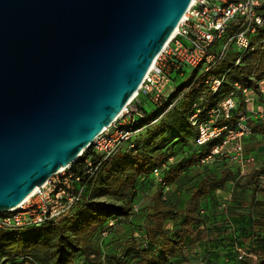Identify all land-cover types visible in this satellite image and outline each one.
Segmentation results:
<instances>
[{"label": "water", "instance_id": "obj_1", "mask_svg": "<svg viewBox=\"0 0 264 264\" xmlns=\"http://www.w3.org/2000/svg\"><path fill=\"white\" fill-rule=\"evenodd\" d=\"M193 0H0V213L77 162Z\"/></svg>", "mask_w": 264, "mask_h": 264}, {"label": "trees", "instance_id": "obj_2", "mask_svg": "<svg viewBox=\"0 0 264 264\" xmlns=\"http://www.w3.org/2000/svg\"><path fill=\"white\" fill-rule=\"evenodd\" d=\"M263 39L264 29H260L253 38V44ZM236 59L237 54L230 51L215 71L216 75L225 77L223 86L215 97L210 96L204 87L203 77H197L198 71L195 70L190 84L175 93L176 98L185 93L181 100L155 123L151 104L146 98L140 97L144 118H137L131 125L133 129H142L136 134L132 142L133 147L121 149L107 161H103V156L92 148L86 150L80 162L72 166V171L81 178V185L85 189L83 198L74 206L72 215L41 227L0 231V264H175L174 259H185L191 243L206 241L209 233L204 211L201 209L202 200L212 199L222 183L216 177L215 171H218V168L233 174L232 183L239 175V169L223 157L202 163L214 144L197 146V131L194 134L188 132L187 128L195 129L189 123V116L192 105L199 98L204 97L211 103L217 102L233 89L235 82L253 85L264 78V44L259 45L254 53L244 58L237 66ZM197 84H200V87L195 89ZM189 87L191 89L188 92L184 91ZM254 87L256 88V85ZM238 113L239 111L234 112L233 117L236 118ZM254 131L264 133V127H254ZM169 157L175 158L173 164L168 163ZM87 160L93 168L100 165L94 174L88 173L89 167L85 163ZM156 168L160 169L170 190L171 186L183 190L184 195H191L190 201L185 210H180L169 204L168 198L166 201L162 199L159 188L158 195L151 200L149 213L140 225L138 219L130 218L137 200L136 184L138 181L155 183L153 170ZM195 168H201L202 175L194 188L187 190V175ZM262 176L264 164L234 186L231 184L230 189L233 193L245 183H252V195L255 198L259 191V178ZM96 189H102L125 204L89 198ZM224 211L225 230L224 237L220 240L227 249L224 261L228 260L225 261L226 264H231L232 261L249 264L245 258L238 260L233 248L237 244L246 251L241 241V229L246 227L241 228L239 223L231 218L228 208ZM247 218L243 220L247 222L248 227L250 218ZM110 219H118V225L132 227L138 236L131 239V244L126 249L105 254L102 247L106 241L101 242L100 235L103 226ZM178 220L180 223H177ZM168 222L175 223L172 229L166 228ZM259 224L264 227V221ZM199 226H203V229L198 230ZM231 228H234L235 236ZM245 236L250 240V245L259 248L254 264H264V235L258 236L252 229L246 232ZM79 257H82L81 261Z\"/></svg>", "mask_w": 264, "mask_h": 264}, {"label": "built area", "instance_id": "obj_3", "mask_svg": "<svg viewBox=\"0 0 264 264\" xmlns=\"http://www.w3.org/2000/svg\"><path fill=\"white\" fill-rule=\"evenodd\" d=\"M260 29H264V0H193L177 26L176 34L144 78L137 96L93 141L89 149L92 148L103 156V161H107L121 149L132 148L136 134L142 129H133L131 125L137 118H144L140 97L146 98L151 104L153 123L157 122L185 94L176 98V91H167L171 89L173 77H183L187 68L203 70L201 76L204 87L211 97H215L225 80L215 71L230 51L237 54V66L254 53L259 45H263L264 39L253 44V38ZM263 92L264 78L253 85L235 82L233 89L223 99L211 103L201 97L192 105L189 123L197 131L196 145L202 147L214 144L202 163L223 157L237 166L239 175L232 182L233 186L248 175L249 168L256 162L253 155L246 153L244 141L255 134L254 127H264V106L260 101ZM236 111L239 113L234 118ZM83 154L77 162L56 173L43 186L37 187L34 194L19 207L0 213V231L41 227L70 217L85 192L81 178L72 171V166L80 162ZM174 162V157L168 158L169 164ZM85 163L89 167V174H94L100 166L91 167L89 160ZM153 178L161 190L162 199L166 201L170 186L159 168L153 170ZM228 205L229 202L223 206L224 210H227ZM140 209L139 204H134L130 218L138 214ZM118 224V219L107 221L101 230V242L109 239ZM231 230L235 236L234 228ZM233 248L238 260H244L246 251L237 244Z\"/></svg>", "mask_w": 264, "mask_h": 264}, {"label": "rangeland", "instance_id": "obj_4", "mask_svg": "<svg viewBox=\"0 0 264 264\" xmlns=\"http://www.w3.org/2000/svg\"><path fill=\"white\" fill-rule=\"evenodd\" d=\"M194 71L195 70L191 68H187L186 74L183 78H177L176 76H174L171 84V89H169L167 92L174 90L179 93L182 88H186L185 86H188L192 80ZM202 74L203 70L199 69L197 77L201 76ZM199 87L200 84H197L195 89H198ZM184 91H186V89ZM187 130L188 132L196 134V129L188 127ZM251 168H253V166H251L249 169ZM217 170L218 171H215L217 173L216 177L222 183L221 185H219V189L214 193V198L218 197L221 200L222 205H226V203L229 202L230 205H228V211L231 218L235 220L236 215H241V213H239L238 211L242 209L240 208V206L245 204L246 201L247 204L251 205V214L249 215L245 213V215L248 216L247 220L250 218L248 229H240L242 233L241 241L246 248L245 259L248 261L252 260L253 258L249 257L248 255L254 253L256 254L259 248L257 246L256 248H252L255 245H250V240L245 236V233L253 229L258 236L264 235V227L259 224V222L264 221V176L259 178V191L257 192L256 197L253 198L252 183H245L242 188L232 193L230 188L232 184L231 180L233 174L220 171L218 168ZM201 175V168H195L189 171V174L187 175L188 181L185 182L187 190H192L194 188L198 180H200L199 178L201 177ZM136 185V203L141 206V209L140 212L134 216V220L138 219L141 225L142 222H144L145 220L146 214L149 213L148 211L150 210L152 204L151 200L156 197L159 193V187L156 183L150 181H138ZM89 198L115 204H125L124 201L118 200L117 197L107 194L102 189L93 190L92 194L89 195ZM216 213H219L218 215H220L223 220H225L224 207L218 209ZM174 225V222H168L165 226L168 229H172ZM136 235L137 233H135V231L133 232L132 227H127L124 224L117 225V227H115V229L111 233L109 239L106 240V243L103 245L102 250L105 252V254H109L116 252L118 249H126L131 244V239L134 238ZM79 259L81 261L82 257H79Z\"/></svg>", "mask_w": 264, "mask_h": 264}, {"label": "crops", "instance_id": "obj_5", "mask_svg": "<svg viewBox=\"0 0 264 264\" xmlns=\"http://www.w3.org/2000/svg\"><path fill=\"white\" fill-rule=\"evenodd\" d=\"M262 99V100H261ZM261 104L264 106V92L260 96ZM244 146L246 153L253 155L256 158V162L253 165V168L248 170V174L253 170L259 169L264 164V133L255 131V134L246 138L244 141ZM183 190L178 189L174 186H171V190L168 195V203L176 206L180 210H185L189 204L191 195H184ZM202 211H204L206 227L208 228L209 236L206 241H196L191 243L187 248V255L185 259L176 258L174 259L175 264H226L224 261V254L227 252V249L220 240L223 239L224 234V220L223 218L216 213L218 209H221L222 205L221 200L217 198H204L202 200ZM242 208L238 212L241 215H236L235 220L239 223L240 227H247V222L244 221L246 216L245 213L251 214V205L245 204L240 206ZM233 211V210H232ZM180 223V220L177 221ZM244 227V228H245ZM245 228V229H246ZM203 229V226H199L198 230ZM252 248H256V245ZM259 253V252H258ZM249 257H252V260H246L249 264H254L257 259V254H249ZM231 264H239L236 261H232Z\"/></svg>", "mask_w": 264, "mask_h": 264}, {"label": "bare ground", "instance_id": "obj_6", "mask_svg": "<svg viewBox=\"0 0 264 264\" xmlns=\"http://www.w3.org/2000/svg\"><path fill=\"white\" fill-rule=\"evenodd\" d=\"M175 34H176V30L173 32V34L171 35V37L169 38V40H168V42L166 43L165 46H167L170 43V41L172 40V38L174 37ZM137 94H138V92L136 94H134V96L132 97V99L135 98L137 96ZM63 169H65V168H62L60 171H62ZM34 191H36V189ZM34 191L25 199V201L28 200L34 194Z\"/></svg>", "mask_w": 264, "mask_h": 264}]
</instances>
